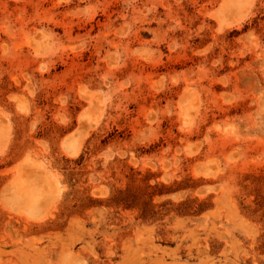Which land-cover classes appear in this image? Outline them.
I'll list each match as a JSON object with an SVG mask.
<instances>
[{"label": "rangeland", "instance_id": "obj_1", "mask_svg": "<svg viewBox=\"0 0 264 264\" xmlns=\"http://www.w3.org/2000/svg\"><path fill=\"white\" fill-rule=\"evenodd\" d=\"M0 264H264V0H0Z\"/></svg>", "mask_w": 264, "mask_h": 264}]
</instances>
